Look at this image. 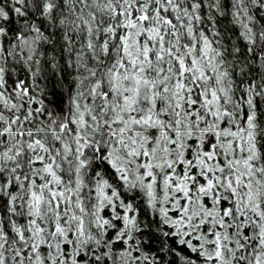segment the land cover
I'll use <instances>...</instances> for the list:
<instances>
[{"label":"snow or ice","instance_id":"6c2138e0","mask_svg":"<svg viewBox=\"0 0 264 264\" xmlns=\"http://www.w3.org/2000/svg\"><path fill=\"white\" fill-rule=\"evenodd\" d=\"M0 264H264V0H0Z\"/></svg>","mask_w":264,"mask_h":264}]
</instances>
